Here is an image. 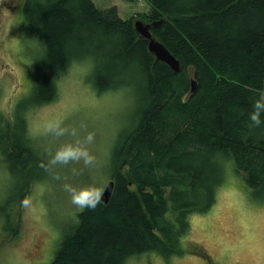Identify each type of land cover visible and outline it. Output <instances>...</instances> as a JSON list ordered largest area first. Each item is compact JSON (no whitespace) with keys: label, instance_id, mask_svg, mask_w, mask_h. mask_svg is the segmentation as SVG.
Listing matches in <instances>:
<instances>
[{"label":"trees","instance_id":"1","mask_svg":"<svg viewBox=\"0 0 264 264\" xmlns=\"http://www.w3.org/2000/svg\"><path fill=\"white\" fill-rule=\"evenodd\" d=\"M39 7L32 26L44 53L30 106L52 102L57 78L76 61H92L97 92L136 85L133 123L108 165L111 196L106 204L99 200L104 185L87 197L49 264L182 255L185 214L206 213L222 185L219 169L213 178L205 175L213 160L231 161L245 186L264 191V110L259 123L253 119L255 105L264 104V0H150L137 17L155 24L151 36L178 61L177 72L147 50L135 16L121 19L115 7L100 10L91 0H43ZM3 126L10 132L0 130V150L16 185L15 213L2 215L13 239L18 206L48 163L30 145L20 110L12 125Z\"/></svg>","mask_w":264,"mask_h":264},{"label":"rangeland","instance_id":"2","mask_svg":"<svg viewBox=\"0 0 264 264\" xmlns=\"http://www.w3.org/2000/svg\"><path fill=\"white\" fill-rule=\"evenodd\" d=\"M26 1L0 0V130L4 122L12 125L20 110L28 141L48 169L22 198L19 231L9 239L6 231L13 227L2 213H15L16 177L0 150V264L51 262L87 197L109 180L108 165L136 106L132 81L129 89L97 92L89 59L71 63L57 78L52 102L30 106L36 64L44 53L32 12L38 13L43 0H29L24 9ZM149 1L91 0L100 10L115 7L121 19L135 16L134 22ZM204 168L211 178L219 169L222 185L206 213L185 214L188 229L178 245L184 253L168 258L148 253L125 264H264V191L245 186L231 161L213 160Z\"/></svg>","mask_w":264,"mask_h":264},{"label":"water","instance_id":"3","mask_svg":"<svg viewBox=\"0 0 264 264\" xmlns=\"http://www.w3.org/2000/svg\"><path fill=\"white\" fill-rule=\"evenodd\" d=\"M152 25H155L154 23L151 24H144L140 20H136L134 22V27L136 32L143 37L145 40H147V50L155 57L156 61L163 62L166 64L171 71L177 72L179 70V63L178 61L172 56L168 50L158 41H156L154 38H152L150 33V27ZM195 88V82L194 80L191 81V91L193 92ZM113 181H108L102 192L99 195V200L106 204L111 196L112 190H113Z\"/></svg>","mask_w":264,"mask_h":264},{"label":"clouds","instance_id":"4","mask_svg":"<svg viewBox=\"0 0 264 264\" xmlns=\"http://www.w3.org/2000/svg\"><path fill=\"white\" fill-rule=\"evenodd\" d=\"M256 109L258 110L257 113L253 115V119L256 120L257 123H259V120L257 119L259 110H264V104L257 103L255 105Z\"/></svg>","mask_w":264,"mask_h":264}]
</instances>
